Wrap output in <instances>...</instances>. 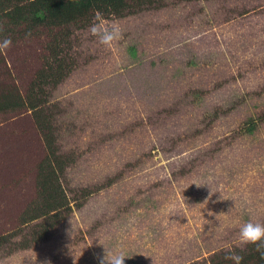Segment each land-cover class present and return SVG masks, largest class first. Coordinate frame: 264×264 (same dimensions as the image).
<instances>
[{"label": "rangeland", "instance_id": "rangeland-1", "mask_svg": "<svg viewBox=\"0 0 264 264\" xmlns=\"http://www.w3.org/2000/svg\"><path fill=\"white\" fill-rule=\"evenodd\" d=\"M97 14L53 30L0 19V41L12 40L0 50V107L43 101L0 111V137L19 149L0 161V264H98L104 247L125 264L247 257L239 229L264 223V0L99 14L121 27L111 46L89 31ZM53 41L69 71L34 85ZM43 164L66 207L25 220Z\"/></svg>", "mask_w": 264, "mask_h": 264}, {"label": "trees", "instance_id": "trees-1", "mask_svg": "<svg viewBox=\"0 0 264 264\" xmlns=\"http://www.w3.org/2000/svg\"><path fill=\"white\" fill-rule=\"evenodd\" d=\"M161 2L162 0H0V19L6 21L5 23L11 26H20L24 24L27 31L34 30L39 27L53 30L61 29L70 24L87 20L90 17H93L96 13L101 14L103 17H122L135 11L138 6L151 5L152 3L159 4ZM57 35L61 36V32L57 33ZM47 51L49 61L47 60L45 68L39 71L36 80L33 82L34 85L37 84L38 86H44L48 83H58L69 71V67L61 55L60 43L57 41L50 42L47 45ZM29 97V95L25 96L26 100L24 98V101L22 102L28 110L34 111V108L39 107V105L43 103L41 100L33 103V101H30ZM5 103L6 104L4 106L0 107V111L3 109L17 108V106L22 105L20 102L18 105L12 104L10 100ZM33 114L35 119L40 120V117L37 114ZM38 125L42 131L47 130V136L44 138V142L47 144L46 147L48 150H50V145L54 144V139L48 131V127L50 125H47V123L42 121ZM0 138V148H4L3 150L6 151H12L13 153L19 151L18 146L14 145L12 139L9 137L7 139L5 137ZM3 140L12 142H4ZM16 154L11 155L10 157ZM9 155L10 154H7L6 157ZM51 155H53L52 152ZM2 157L3 156L0 154L1 162ZM49 157L50 154L48 152V158ZM48 158H46L47 168L50 164H52V161L55 160V157L53 160ZM3 163L6 166L10 164V162L6 159ZM45 166L43 164L41 167L43 169L39 168L38 172L41 178L39 184H41L42 188L41 192H39V199L35 201L36 205L34 210H32L31 214H29V218H26L25 220L28 219L30 221H34L42 217L52 218L50 215L51 213L57 212L59 208L63 209L66 207L67 200L63 195L60 186L55 183L57 181L53 178L54 172L52 168L47 171ZM57 199L61 203L58 204ZM51 226L52 225H50V227ZM253 248V253H250L247 257L245 256L241 264H248L250 262V264H264V258L260 256L255 247ZM226 261L228 264H232L230 260ZM214 262L215 261L213 259L211 264H227V262H224L223 260Z\"/></svg>", "mask_w": 264, "mask_h": 264}, {"label": "clouds", "instance_id": "clouds-1", "mask_svg": "<svg viewBox=\"0 0 264 264\" xmlns=\"http://www.w3.org/2000/svg\"><path fill=\"white\" fill-rule=\"evenodd\" d=\"M89 31L97 37L100 44L105 46H111L113 42L122 37L120 25L116 22L105 23L99 14L95 16L94 22L89 25ZM11 44V38H4L0 41V50L7 49ZM211 195L212 193L209 192V197ZM239 241L241 245H253L260 256L264 258V223L249 220L243 224L239 229ZM125 258L131 257L124 251L110 252L104 247V253L98 255L97 260L98 264H125ZM225 259L230 260L232 264H241L243 256L234 250H229Z\"/></svg>", "mask_w": 264, "mask_h": 264}, {"label": "crops", "instance_id": "crops-1", "mask_svg": "<svg viewBox=\"0 0 264 264\" xmlns=\"http://www.w3.org/2000/svg\"><path fill=\"white\" fill-rule=\"evenodd\" d=\"M14 145H16V146H18L16 143H14ZM4 148H0V154L3 156L2 158H1V160L2 161H4L7 157H6V155L8 154V151H6V150H3ZM7 160V159H6ZM8 161V160H7ZM7 166H9V164L7 165ZM7 166H6V168H7ZM6 168H3V170H5ZM0 169H2V167H0Z\"/></svg>", "mask_w": 264, "mask_h": 264}]
</instances>
